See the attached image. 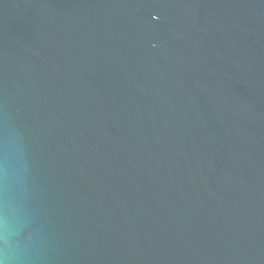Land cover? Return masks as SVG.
Listing matches in <instances>:
<instances>
[{
	"label": "water",
	"instance_id": "95a60500",
	"mask_svg": "<svg viewBox=\"0 0 264 264\" xmlns=\"http://www.w3.org/2000/svg\"><path fill=\"white\" fill-rule=\"evenodd\" d=\"M0 264H264V0H0Z\"/></svg>",
	"mask_w": 264,
	"mask_h": 264
}]
</instances>
